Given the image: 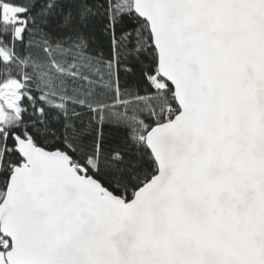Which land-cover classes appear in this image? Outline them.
Wrapping results in <instances>:
<instances>
[{"label":"snow or ice","instance_id":"obj_1","mask_svg":"<svg viewBox=\"0 0 264 264\" xmlns=\"http://www.w3.org/2000/svg\"><path fill=\"white\" fill-rule=\"evenodd\" d=\"M0 264H264V0H0Z\"/></svg>","mask_w":264,"mask_h":264}]
</instances>
